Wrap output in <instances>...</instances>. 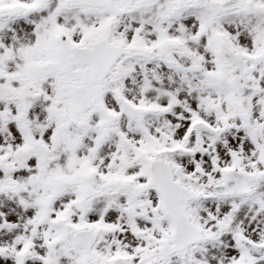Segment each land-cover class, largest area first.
<instances>
[{"label": "snow or ice", "instance_id": "obj_1", "mask_svg": "<svg viewBox=\"0 0 264 264\" xmlns=\"http://www.w3.org/2000/svg\"><path fill=\"white\" fill-rule=\"evenodd\" d=\"M0 264H264V0H0Z\"/></svg>", "mask_w": 264, "mask_h": 264}]
</instances>
